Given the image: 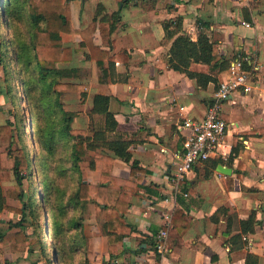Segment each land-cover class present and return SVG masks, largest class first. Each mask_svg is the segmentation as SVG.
<instances>
[{
    "label": "crops",
    "instance_id": "0c3cea01",
    "mask_svg": "<svg viewBox=\"0 0 264 264\" xmlns=\"http://www.w3.org/2000/svg\"><path fill=\"white\" fill-rule=\"evenodd\" d=\"M98 3L108 13L119 9L121 20L109 38L97 28L94 43L110 49V53L126 50L128 61L115 64L119 80L102 84L97 81L95 62L77 52L66 65L83 67L87 74L80 80H63L85 84L87 97L83 112L90 108L93 94L110 95L109 108L117 121L116 129L132 141L128 150L143 168L131 176L130 163L116 157L112 165L115 175L136 179L141 185V195L131 197L125 219L142 235L125 237L120 255L109 260L107 240L101 234L99 259L91 263L245 264L244 254L231 250L229 238L238 232V219L254 211L255 229L246 237L248 243L243 249L256 254L259 264H264V0H157L155 9L142 8L134 0L123 7L118 0H72L73 27H85ZM177 15L182 16L183 29L192 39H196L201 29L217 40L219 53L231 62L237 58L232 59L234 55H243L252 72L251 90L237 89L221 101V114L227 123L223 146L229 153L219 163L230 167L231 173L214 169L212 175L204 178L200 169L202 161H198L183 179L190 185L187 195H183L184 206L177 200L172 181L184 141L179 124L183 117L203 116L217 86L210 82L200 88L183 72L167 66L158 68L159 59L166 56L171 44L164 36L163 22ZM62 40L65 45L77 46L81 37L62 33ZM79 99L78 92L60 93L64 104H73ZM82 118L88 120L86 114L76 116L72 125ZM5 121L0 120V124ZM92 154L88 150L83 158L89 161ZM1 156L0 153V162ZM85 172L83 181L98 182L97 169L87 166ZM6 203L18 207L8 198ZM220 207H226L227 212L216 213ZM178 208L184 209L189 228L181 237L169 230L165 250L155 251L150 246L154 234L165 225L166 216L171 219ZM11 213L0 211V228L10 220L16 221L11 219ZM229 217L234 220L230 228ZM260 241L262 244H255ZM32 260L27 251L13 252L7 243H0V264H32Z\"/></svg>",
    "mask_w": 264,
    "mask_h": 264
},
{
    "label": "trees",
    "instance_id": "16d2710c",
    "mask_svg": "<svg viewBox=\"0 0 264 264\" xmlns=\"http://www.w3.org/2000/svg\"><path fill=\"white\" fill-rule=\"evenodd\" d=\"M72 0H0V10L5 19H1L0 13V51L3 54V39L7 28L13 22L19 21L26 15L29 27L27 39L22 32L15 34L16 61L21 65L26 75H31L24 80L31 91L38 90L34 95L33 103L36 114L59 113L58 122L46 118V123L39 128V140L48 155H53L58 141H64L70 147L69 157L72 165L78 169V163L83 160L86 151H93L87 166L89 169L99 171V180L96 183L79 180L74 191L60 201L61 195L56 201L48 205L49 196L41 193L43 205L37 202L39 198L35 193L33 182L29 181L27 189L22 187L23 180L31 175L30 163L27 152L17 149L13 152L15 126L12 119H6L0 124V145H6L9 155L12 157V174L18 185L15 189L10 187L4 189L1 181L9 179V170L0 162V211L8 210L15 212L18 219L11 220L0 228V243H7L11 251H27L29 255L34 252L33 245L38 243L39 258L32 260V264H54L60 262L61 256L66 249L63 245L58 248L52 244L51 252L47 251V244L42 233L28 232L26 222L29 217H35L46 211L53 216V230L48 234L58 236L64 225V207L78 208L80 214H88L93 209L94 217L100 223V231L107 240V252L109 260H112L122 252L120 247L125 237L137 234L142 235L133 225L126 222L125 214L131 206V197L141 195V185L136 179L120 177L112 172L114 159L120 158L130 163L131 176L143 170L137 161L132 159L128 148L131 140L124 137V133L117 131V121L114 113L110 110L111 97L104 93H95L91 98V106L85 112L80 110H67L62 107L60 93L62 91L78 92L83 102L87 97L86 86L80 81H68L63 78H81L87 74L85 68L76 65H66L73 59V55L82 52L85 59L95 62L97 81L102 84L114 83L119 80L115 71L117 61L127 62L129 53L118 51L110 53V49L102 48L93 41V34L98 28L100 32L109 38L121 20L119 9L111 13L106 12L102 3L95 7L92 20L83 28H75L71 22ZM133 0H118L121 7L128 5ZM157 0H134V4L145 8L155 9ZM6 26V28H3ZM203 28L204 24H200ZM165 38L171 40L166 56L159 59V69L170 67L186 74L195 80L200 88H205L210 82L218 86L221 80V72L226 70L231 62L219 53L218 42L210 38L204 31L199 29L196 39L186 34L182 26V16L177 15L163 22ZM62 33L78 34L81 41L77 46L65 45ZM235 57L242 59V67L249 69L247 59L241 54ZM29 72V73H28ZM4 80H6L4 78ZM2 93L13 96L11 86L6 85ZM26 94V93H25ZM86 114L88 123L86 126L75 127L72 121L76 116ZM223 162L221 157L214 156L202 160V176L208 178L213 174L216 165ZM197 170V169H196ZM31 178V177H30ZM46 190L54 188V183L48 179L43 180ZM189 181L182 180L180 190L177 194L178 202L184 206L183 192H188ZM7 196L18 199L21 206L16 207L6 203ZM68 208V207H67ZM216 213L227 212L226 207H220ZM255 212L252 211L246 218L238 219V232L232 234L229 242L231 250H240L244 254L245 264H259L258 256L243 249L248 243L246 237L255 229ZM234 221L228 218L227 225ZM73 227H78L79 221H69ZM188 221L183 208H178L171 217V229L177 237H181L189 228ZM13 229L9 232L8 230ZM152 242V241H151ZM260 245L262 242H256ZM233 245L235 246L233 248Z\"/></svg>",
    "mask_w": 264,
    "mask_h": 264
},
{
    "label": "rangeland",
    "instance_id": "374dc122",
    "mask_svg": "<svg viewBox=\"0 0 264 264\" xmlns=\"http://www.w3.org/2000/svg\"><path fill=\"white\" fill-rule=\"evenodd\" d=\"M164 5L170 7L169 3L165 2ZM109 7H112V2H109ZM0 13L1 19L4 20L5 16L2 10H0ZM28 27V19L24 15L21 20L13 22V25L7 28L3 37L6 42L2 47L3 54L0 51V88L5 90L6 85L11 86L13 96L10 97L0 91V120L12 119L15 124L13 128L15 139L10 149L13 152L19 148L24 149L31 160V178L26 177L22 182V187L27 189L29 181L33 182V187L36 190L35 193L39 196L37 202L42 206L41 193L48 194V205L56 201L59 195L62 198L60 201H66V198L76 188L78 181L82 180L85 176L88 159L81 160L78 163V169H76L69 157V145L61 140L57 142L53 155H48L43 149V144L39 140V128L46 123V118H48V122L50 119L58 122L59 113L55 111V113L53 112L48 115L41 112L36 114L33 97L39 92L38 90L31 91L27 86L24 80H27L29 76L31 78V75L27 76L25 71L22 70L21 65L17 64L15 34L20 31L27 39ZM3 28H6V26H3ZM62 107L67 110L80 111L86 108L83 102H80V99L73 104L62 103ZM79 121H75L74 126L83 127L86 122L88 123L86 118H82ZM0 153L2 155V166L9 170V179H3L1 184L4 189L10 187L15 189L18 185L12 174L13 161L7 151L6 145H0ZM44 179L52 181L54 188L46 190L43 184ZM7 198L10 201H14L18 207L21 206L18 199L11 196H7ZM63 210L64 215L62 217L65 226H63L62 232L58 236L54 234L50 237L48 234L49 231L51 232V228L53 230V216L52 214L49 216L46 211H43V214L38 211L39 214L37 216L33 218L29 217L28 222H26L28 232H32L33 237H35L34 231L42 233L48 252H51L50 246L52 244L58 248L61 245L64 246L66 249L65 254L61 256L60 262L54 261V264H92L91 261L99 259V236L102 234L100 223L94 217L93 209L91 208L88 214H80L78 208H72L68 205ZM12 215L11 219H18L15 212ZM69 221H79L81 224L78 227H73ZM38 245V243H34L33 245L34 252L30 255L32 259L40 257L37 251Z\"/></svg>",
    "mask_w": 264,
    "mask_h": 264
},
{
    "label": "built area",
    "instance_id": "2783aa9c",
    "mask_svg": "<svg viewBox=\"0 0 264 264\" xmlns=\"http://www.w3.org/2000/svg\"><path fill=\"white\" fill-rule=\"evenodd\" d=\"M246 25L248 26L249 24L246 23ZM251 77V70L242 67V59L239 57L235 58L223 72L217 89L213 94V99L204 115L197 118L183 117L179 128L184 141L182 150L178 154L179 161L173 170L172 176L175 194L181 192L180 183L184 179L185 174L198 161L214 156L227 159L229 152L223 146L227 123L221 114V101L228 99L237 89L251 90ZM182 194L184 196L187 195L186 192ZM170 227L171 219L167 215L165 225L154 234L150 244L155 251L163 252L165 250Z\"/></svg>",
    "mask_w": 264,
    "mask_h": 264
},
{
    "label": "water",
    "instance_id": "95a60500",
    "mask_svg": "<svg viewBox=\"0 0 264 264\" xmlns=\"http://www.w3.org/2000/svg\"><path fill=\"white\" fill-rule=\"evenodd\" d=\"M216 171L223 173V174H230L231 173V168L222 164V163H218L216 165Z\"/></svg>",
    "mask_w": 264,
    "mask_h": 264
}]
</instances>
